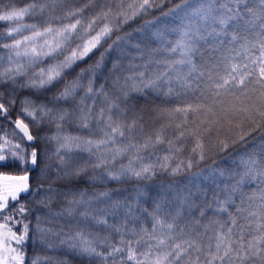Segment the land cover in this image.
Segmentation results:
<instances>
[{
  "label": "snow or ice",
  "instance_id": "6c2138e0",
  "mask_svg": "<svg viewBox=\"0 0 264 264\" xmlns=\"http://www.w3.org/2000/svg\"><path fill=\"white\" fill-rule=\"evenodd\" d=\"M157 6V0H28L23 6L0 0V22L11 23L6 35L13 38L0 43L6 50L0 54V118L14 125L10 135L21 142L37 138L31 128L50 130L44 139L55 147L42 169L45 180L91 185L62 191L49 184L35 202L48 211L30 229V209L15 203L32 191L29 177L0 173V264H70L69 255L88 264H264V150L221 170L225 180L210 193L195 185L170 191L152 211L141 207L139 187L127 196L119 188H96L146 180L157 168L174 175L190 170L192 158L169 165L189 134L191 152L202 161L204 141L214 133L227 151L221 130L264 120V0H176L163 13L173 27L153 21L155 31L143 37L114 36ZM25 17L39 19L23 23ZM221 49L232 53L221 52L222 74L204 56ZM94 52L95 61L69 80V70ZM59 85L50 100L40 99ZM25 91L31 95H18ZM146 95L182 103L133 114L130 101ZM147 117L159 125L151 133L144 132ZM21 142L0 135V165L10 158L37 165V151L25 155ZM164 144L167 154L152 161ZM13 211L24 219L14 221ZM30 230L41 251L28 256Z\"/></svg>",
  "mask_w": 264,
  "mask_h": 264
},
{
  "label": "trees",
  "instance_id": "16d2710c",
  "mask_svg": "<svg viewBox=\"0 0 264 264\" xmlns=\"http://www.w3.org/2000/svg\"><path fill=\"white\" fill-rule=\"evenodd\" d=\"M7 2V0H5ZM28 0H18V6H23L27 3ZM132 2V0H128ZM158 6L150 9L148 13L136 16L134 19L128 21L127 24L123 25V28L120 32L114 33L115 35H124L125 31L132 33L134 36L143 37L147 35L148 32H154L155 29L152 28V22L158 21V27H173L172 18L164 17L163 13L168 11L176 0H157ZM39 17H25L23 23H36ZM12 26L10 22H0V43H8L12 41V37L6 35V28ZM140 30L137 33L136 30ZM242 42V41H241ZM237 52H240V45L237 43L235 45ZM6 50L0 48V54H3ZM221 52L225 56H230L232 53L228 52L226 49H221L217 52H212L210 50L204 52L206 60H209L211 63L217 65L220 69L221 74L226 66L225 63L221 62ZM243 55L242 52H240ZM97 58V53H93L88 58L82 61H78L77 65H74L73 69H70L69 72L71 75L68 76V79H73L82 69H87L95 59ZM62 87L59 85L55 88L50 89L44 95L40 96L41 100H50L58 89ZM0 91H4L3 88H0ZM20 97L25 95H31L30 92H20L18 94ZM222 99L232 100L231 96L221 97ZM5 99H7V93L5 94ZM190 102V100H189ZM182 103L181 98H172V101L169 102L168 98H156L152 96H137L130 101L129 107L132 109L133 114L144 115L149 111L155 112L159 108L175 107ZM61 106H64V102H61ZM19 110V104L12 109L10 116L15 119L16 113ZM146 127L144 129L145 133H151L159 125L151 117L146 118ZM195 125L189 124V127H194ZM31 127V126H30ZM14 129V125L3 118H0V135H4L5 132L9 133V138L13 142H21L18 137H12L10 134ZM18 132V130H16ZM32 134L37 138L29 142L24 139L21 142V147L24 149V154L27 155L30 153L33 148L37 151L38 162L37 165L33 166L30 162H22L20 160H14L10 158L8 161L3 162L0 165V173L13 174V175H27L29 177V185L32 190L29 194H21L19 201L15 203L24 202L26 207L30 209V212L27 213L28 221H30V229L35 225V219L37 216H40L48 211L47 208L38 205L35 203L38 199H43L45 196V191L49 184H52L57 190H67L69 186L71 187H80V188H89L91 190V185L87 180L72 181L71 184H66L65 182H54L53 180H45L42 175V169L45 166V163L48 161L49 156L51 155L53 147H55L54 142H49L44 139L46 134H50V130L47 127L42 128H31ZM54 131V129L52 130ZM174 129L168 128L167 136L169 139H172V133ZM144 133H139V136H142ZM225 137L227 139L225 140ZM219 139L225 140L228 145V150H222L216 142V134H213L211 141L205 140V144L208 147V150L205 152V159L200 160L198 154L194 155L191 152V148L194 147V141L191 140L190 134L189 137L185 139L184 142V151L172 157L169 161V165H173L176 162H179L181 159L192 158L194 163L193 167L189 170L187 168L183 169L177 174H172L170 170L160 171L157 168L154 175H149L148 179L141 181H128L123 184H117L116 182L109 181L105 183H97L96 188L103 190L105 187L109 189H121L123 190V195L127 196L130 193V190L133 187H139L144 191L145 195L141 202L142 208H147L149 211H152L154 207V201L159 200L161 197L168 199L167 194L171 191L175 193L177 189L183 191L185 188H192L194 185L197 188H202L204 190L215 189L221 180H225V177H221L218 173L223 171H228L234 169L237 163L240 161L242 156L251 154L253 152L259 154L264 150V120H259L255 123L244 122L239 127L233 128L231 131L221 130L219 133ZM168 145H160L155 150V155L152 156V161L159 156L161 159L166 153ZM147 155V153H145ZM126 162V161H125ZM151 162V161H149ZM215 170V172H213ZM43 184V188L40 191H36L39 185ZM51 207L55 210L59 207L57 203H53ZM11 208V203H10ZM9 211L8 209L5 210ZM3 213H0L2 216ZM14 221L23 220V216L18 213L12 212ZM10 222V226L13 227L14 231H17V234H20L21 225ZM37 236L33 231H29V238L26 242V250L28 256H31L35 252H40L41 249L37 245ZM19 247V246H18ZM61 257H64V253H58ZM70 264H88L87 259L77 258L75 256H67Z\"/></svg>",
  "mask_w": 264,
  "mask_h": 264
},
{
  "label": "rangeland",
  "instance_id": "374dc122",
  "mask_svg": "<svg viewBox=\"0 0 264 264\" xmlns=\"http://www.w3.org/2000/svg\"><path fill=\"white\" fill-rule=\"evenodd\" d=\"M24 34H28L27 32H25ZM0 223H3V221L2 220H0ZM13 246H16V247H18L17 245H15V242H13Z\"/></svg>",
  "mask_w": 264,
  "mask_h": 264
}]
</instances>
